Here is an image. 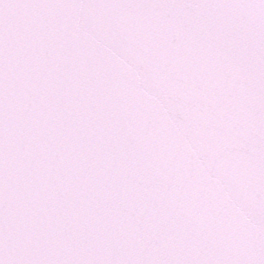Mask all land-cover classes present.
I'll return each instance as SVG.
<instances>
[{"label":"snow or ice","instance_id":"obj_1","mask_svg":"<svg viewBox=\"0 0 264 264\" xmlns=\"http://www.w3.org/2000/svg\"><path fill=\"white\" fill-rule=\"evenodd\" d=\"M0 264H264V0H0Z\"/></svg>","mask_w":264,"mask_h":264}]
</instances>
